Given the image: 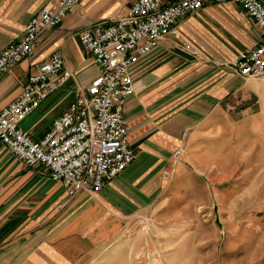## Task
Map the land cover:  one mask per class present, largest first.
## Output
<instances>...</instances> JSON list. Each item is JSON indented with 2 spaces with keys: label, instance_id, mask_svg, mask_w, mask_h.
<instances>
[{
  "label": "crops",
  "instance_id": "crops-1",
  "mask_svg": "<svg viewBox=\"0 0 264 264\" xmlns=\"http://www.w3.org/2000/svg\"><path fill=\"white\" fill-rule=\"evenodd\" d=\"M49 1L0 0V51L21 37L24 25ZM97 1L80 0L58 26L40 34L31 57L0 78L3 106L22 91L39 63L55 52L63 58L70 77L22 122L34 137L98 73L91 52L79 41L83 28L113 20L107 7L92 8ZM177 26L180 37L166 35L131 68L135 90L123 112L134 159L100 189L70 197L44 166L19 161L0 143V264H95L105 252H125L127 233L178 174L180 155L193 152L209 166L217 159L215 140L223 122L239 120L247 133L249 124L264 122V76L244 79L230 66L258 37L242 8L232 2L206 4L179 19ZM182 40L197 47L198 54L186 50ZM253 102L254 118L248 112L233 118L237 107ZM204 238L202 231L196 240Z\"/></svg>",
  "mask_w": 264,
  "mask_h": 264
},
{
  "label": "built area",
  "instance_id": "built-area-1",
  "mask_svg": "<svg viewBox=\"0 0 264 264\" xmlns=\"http://www.w3.org/2000/svg\"><path fill=\"white\" fill-rule=\"evenodd\" d=\"M79 1L50 0L42 6L24 25L21 37L0 51V78L31 57L40 34L58 26ZM225 2L240 6L258 30L252 47L239 52L230 66L244 79L264 76V0H133L120 17L81 30L80 44L91 52L98 68L85 92L77 94L40 137L22 126L71 75L63 58L52 53L28 76L22 91L0 106V143L19 161L44 166L70 197L100 189L134 159L123 112L126 98L135 90L132 66L166 35L180 37L179 19L206 4ZM182 45L193 54L199 52L187 40Z\"/></svg>",
  "mask_w": 264,
  "mask_h": 264
},
{
  "label": "rangeland",
  "instance_id": "rangeland-1",
  "mask_svg": "<svg viewBox=\"0 0 264 264\" xmlns=\"http://www.w3.org/2000/svg\"><path fill=\"white\" fill-rule=\"evenodd\" d=\"M115 1L98 0L92 8L103 5L115 19L133 0H118L116 8ZM250 106L237 107L233 118L247 112L254 118L256 103ZM237 122H223L216 162L208 166L193 152L180 155L178 174L127 233L125 252H105L95 264H264V122L249 124L248 133Z\"/></svg>",
  "mask_w": 264,
  "mask_h": 264
}]
</instances>
